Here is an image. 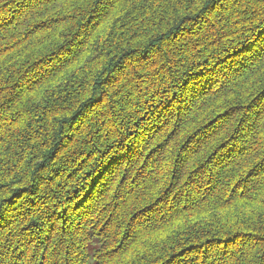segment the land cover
Returning a JSON list of instances; mask_svg holds the SVG:
<instances>
[{"label": "trees", "instance_id": "1", "mask_svg": "<svg viewBox=\"0 0 264 264\" xmlns=\"http://www.w3.org/2000/svg\"><path fill=\"white\" fill-rule=\"evenodd\" d=\"M0 264H264V0H0Z\"/></svg>", "mask_w": 264, "mask_h": 264}, {"label": "rangeland", "instance_id": "2", "mask_svg": "<svg viewBox=\"0 0 264 264\" xmlns=\"http://www.w3.org/2000/svg\"><path fill=\"white\" fill-rule=\"evenodd\" d=\"M143 138H144V137H143ZM140 139H142V138L140 137ZM140 146H142V142L140 143ZM140 151H141V150H140ZM137 154H140V155H141V152H138ZM140 155H139V156H140ZM112 171H114V170H112ZM111 173H112V172H111ZM121 173H122V172H121V170H120V174H121ZM111 175H112V174H109V175L107 176V178L110 177ZM111 179H112V178H110V181H108V184H109V182H111ZM114 180H115V179H114ZM103 188H104V187H103ZM170 198H171V196H170L168 199H170ZM168 199H167V200H168ZM94 216H96V215H94Z\"/></svg>", "mask_w": 264, "mask_h": 264}]
</instances>
